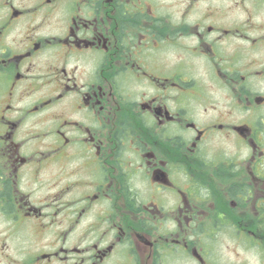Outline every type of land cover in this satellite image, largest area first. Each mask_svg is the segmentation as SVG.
Masks as SVG:
<instances>
[{"label":"flooded vegetation","instance_id":"flooded-vegetation-1","mask_svg":"<svg viewBox=\"0 0 264 264\" xmlns=\"http://www.w3.org/2000/svg\"><path fill=\"white\" fill-rule=\"evenodd\" d=\"M0 264H264V0H0Z\"/></svg>","mask_w":264,"mask_h":264}]
</instances>
